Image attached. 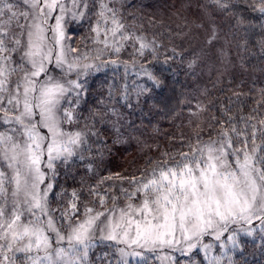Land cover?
Instances as JSON below:
<instances>
[{"label": "snow or ice", "instance_id": "snow-or-ice-1", "mask_svg": "<svg viewBox=\"0 0 264 264\" xmlns=\"http://www.w3.org/2000/svg\"><path fill=\"white\" fill-rule=\"evenodd\" d=\"M125 7L122 0H0V264H225V257L234 264L229 250H243L241 234L255 237L257 221L264 242V88L253 107L240 92L210 106L197 102L194 115H212L188 150L162 154L138 176L82 177L71 189L60 183L61 170L77 160L97 175L104 136L117 143L122 135L121 109L138 107L163 83L151 66L161 62L157 40L133 13L128 20ZM198 7L195 27L206 48L193 53L190 68L202 55L226 57L232 41L248 52L249 32L264 34V0ZM80 21L89 22L90 51L70 43L68 26ZM257 45L264 56V35ZM128 47L131 62L120 59ZM177 55L173 47L162 63ZM121 66L119 83L85 109L89 79Z\"/></svg>", "mask_w": 264, "mask_h": 264}, {"label": "trees", "instance_id": "trees-1", "mask_svg": "<svg viewBox=\"0 0 264 264\" xmlns=\"http://www.w3.org/2000/svg\"><path fill=\"white\" fill-rule=\"evenodd\" d=\"M180 1L191 2V0H122L126 6L123 8L124 11H132L131 13L135 15L137 23L142 22L146 26V24H150V20L153 21L152 19H154L155 24H158L159 17L165 22L163 24L164 26L158 25V27L157 25L155 27L150 24L149 29L144 26L146 29L145 35H147L148 39L151 40L155 37L157 40L160 52L159 59L161 62H153L151 66L158 73H162L163 83L161 87L155 88L150 96L144 98L138 107L121 109L124 117L123 123L127 129L126 131L130 134L142 132V137L136 141L130 140L124 143H113L114 137L111 134L105 135L104 140L108 147L104 151L102 158L97 157L93 161L98 174L95 176H92L90 173L86 174L85 162L77 160L69 171L65 172L63 169L61 170V175L58 179L65 187L69 189L79 187L82 177L88 180L89 183H95L101 176H115L116 174L124 177L138 176L142 171L151 167L150 161L155 163L157 160L167 158L162 154H175L179 151L188 150L186 147L187 142L180 140V132L184 129L181 123L184 119L179 118L194 110L196 95L192 91L200 84V81L195 78L196 75L192 71V73L190 72L188 66L190 59H192L194 42L198 39L195 35V32L198 30L195 29L194 25V37L191 33L189 39L183 37L180 39L185 25L177 29L173 22L168 21L170 19H178L175 18L176 15H174L173 10L175 7L173 4H179ZM203 2L204 0L194 2L196 5V9L194 10L198 12L195 15L194 22L197 21V17L200 15L198 5H201ZM237 8L252 19L254 23L259 24L260 21L257 14L247 10L246 5L238 3ZM140 11H143L145 14L143 18L140 16ZM128 20L132 21V16L129 15ZM183 22L184 20L182 19L179 24H183ZM218 23L221 25L223 33H227V23L222 19H218ZM152 28L153 30H150ZM68 29L71 34L81 33L83 36V39L79 37V39L72 38L73 46L82 52L90 51L95 47L88 39L90 36L89 22H74L69 24ZM262 35L264 34L261 33L259 27L249 32L247 36L249 42L248 52L244 51L243 48L237 52V41H232L230 46L225 44V47L229 49V53L235 57L234 60L238 64L239 71L235 72L236 76L225 75L222 72L216 74L210 73V77L204 87V89H208V94L201 96L203 105L210 106V102H215L217 97L223 99L226 96H233V92H240L242 94L241 100L248 107L255 106V102L260 95L259 90L264 88V56L260 54L257 45V41L261 39ZM183 39L186 40L184 41ZM229 39H231L230 36ZM173 47L176 48L178 53L182 52L183 55L175 56L168 64L162 63L166 55H171V49ZM132 52L133 49L128 47L123 51L125 54L124 57H120V59L131 62L133 60ZM105 58L111 57L106 56ZM241 58L243 59L241 60ZM150 60L151 57H148L147 60H142L141 62L148 66ZM122 74L123 66L115 71L110 67L104 73H99L91 77L88 83L89 94L86 97L87 103L84 106L85 109L89 105H96L99 99L106 97L108 85L114 82L118 84L119 77ZM218 77L222 83L218 84L217 88L214 89L212 82L216 81ZM221 88L228 90L221 91ZM233 99H235L234 96ZM205 114L210 117L212 112L205 111ZM85 115H87V111H85ZM115 182L119 183V181ZM255 226L257 228V235L255 237H245L241 234L242 251L229 250L228 255L233 257L234 264H264V242L260 239L258 221L255 222ZM227 235L226 233L225 240ZM207 242L216 244L218 249V242L211 240V238H208ZM214 254L220 255V251H215ZM225 264H227V257H225Z\"/></svg>", "mask_w": 264, "mask_h": 264}, {"label": "rangeland", "instance_id": "rangeland-1", "mask_svg": "<svg viewBox=\"0 0 264 264\" xmlns=\"http://www.w3.org/2000/svg\"><path fill=\"white\" fill-rule=\"evenodd\" d=\"M195 1H197V0H195ZM195 1L194 0H191V2L190 1H180L179 4L178 3H176V5L173 4V6L175 7L173 9L174 15H176L175 18H178V19H176V20L170 19L168 21L173 22V24L177 27V29L181 28L183 25H185V28L180 35V39H181V37L189 39V37H191V33L193 34V37H194L195 29H197L196 27H195V29H193L194 25L197 23V21L194 22L195 21V15L198 14V12H196V10H194V9H196V5L194 3ZM121 11L124 13L125 16H129L128 14L132 12L130 10L124 11L123 8L121 9ZM140 14H141L140 15L141 18H143V16H145L143 11H140ZM154 18L156 19L155 16H154ZM179 19L184 20L183 24H179L181 21ZM152 20L154 21V19H152ZM163 24H165V22L162 21L161 17H159L158 24H155L153 26H155V27H156V25H157V27H158V25L164 26ZM149 26H150V24H146L145 27L148 28ZM150 30H153V28ZM67 31H68V34L70 37V43L72 45H73L72 38L83 39V36L81 33L80 34H71V32H69V29H67ZM158 31H160V30H158ZM185 33L187 35H185ZM195 35H196V38H198L199 40L196 39V41H195L196 43L194 42V46H193L194 49H192V50H194L196 52H202V50L204 49L205 34L202 30H198L197 32H195ZM186 39H183V40L185 41ZM222 42L223 41L221 40V43ZM216 47L219 48L220 45L218 44ZM194 51H193V53H196ZM225 51H226V57L220 56L219 53H215V55H213L211 58L208 55H202L201 58L197 60L196 64L193 67H191V68L189 67L190 72L192 71L193 74L196 75L195 78L200 81V84L197 83L198 85L195 87L194 91H192V93L194 92V94L196 95V98L194 100L195 101L194 110H192L190 113H187L186 115H183L182 117L179 118V119H181V118L184 119V121L181 123L184 126V129L182 130V132H180V135H181L180 140L183 142H188L189 138L193 137L194 131L197 129V125H200L201 127H203L209 119L208 115L205 114V111L200 112L198 116L194 115V113H196L198 111V109L196 107L197 102H200V103L203 102L201 100V96L204 94L203 90H204L205 84L208 81V78L210 77V73L216 74V73L222 72V74L224 73L225 75L236 76L235 72L239 71L238 64H236V62L234 60L235 57L231 53H229V49L226 47H225ZM213 52H215V49L213 50ZM193 53L191 56L192 59L194 58ZM124 55L125 54L122 52L120 54V57H124ZM192 59H190V61ZM188 65H189V63H188ZM125 127L126 126H124L123 129H121L122 135L120 136L119 142H117V143H124V142H128L130 140L136 141L138 138L142 137V135H143L142 132H140L138 134H134V133L130 134L129 132L126 131L127 129ZM123 131H125V132H123ZM204 138L205 139L207 138L206 133L204 134Z\"/></svg>", "mask_w": 264, "mask_h": 264}]
</instances>
